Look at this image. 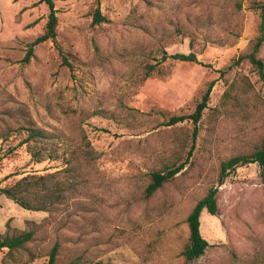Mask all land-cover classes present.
I'll return each mask as SVG.
<instances>
[{"label": "rangeland", "instance_id": "rangeland-1", "mask_svg": "<svg viewBox=\"0 0 264 264\" xmlns=\"http://www.w3.org/2000/svg\"><path fill=\"white\" fill-rule=\"evenodd\" d=\"M39 1L0 0V187L61 170L78 148L95 159L53 215L0 195V234L34 230L30 264H46L55 242L57 264H264V171L247 164L218 181L222 162L264 139V82L246 58L264 0H57L61 52L47 40L25 61L47 21ZM190 52L198 63L162 59ZM256 57L264 67V44ZM209 85L195 140L190 121L163 125L191 115ZM19 107L57 160H30ZM173 162L183 169L145 197L149 174ZM213 187L218 213L200 215L209 248L187 262L186 218Z\"/></svg>", "mask_w": 264, "mask_h": 264}, {"label": "trees", "instance_id": "trees-1", "mask_svg": "<svg viewBox=\"0 0 264 264\" xmlns=\"http://www.w3.org/2000/svg\"><path fill=\"white\" fill-rule=\"evenodd\" d=\"M55 1L57 0L39 1V3L45 4L48 9L47 21L43 34L29 44L25 61H28L32 56L33 48L36 45L47 40L55 43L56 48L61 52L56 44L58 18L56 15ZM256 8L259 10L260 16L258 36L255 38L251 52L246 58L250 64L256 68L259 78L264 82L263 63L256 57L260 47L264 44V2L256 4ZM103 21L104 18L101 16L97 7L93 13V22L98 24ZM162 59L198 63L196 55L192 52L188 54H173L170 56L163 53ZM62 60L63 62H66V59L63 56ZM154 71L155 66H148L146 75L150 76ZM210 90L211 85L208 86L201 101L197 104L191 115L170 116L165 122H163V125L170 127L181 124L185 121H190L193 125L192 139L195 140L198 131L197 124L199 123L204 110L207 108ZM17 112L23 116L25 121V124L21 128V130L24 131L25 136L20 143L21 145L26 146L30 160L36 164L46 160H57V154L54 155L53 152H48L44 147L38 145V143L47 139L49 136L34 126L25 109L19 107ZM153 113L163 115L154 110H151L147 115H152ZM128 116L131 119L132 115L128 114ZM136 126L140 127V125H135V127ZM67 153L68 159H65L64 167L61 170L46 174L24 175L21 178L13 180L3 187H0V195H3L24 210L41 211L48 213L49 216L53 215L57 212V207L69 200L79 186L82 187L85 182V176L87 175L84 168L95 159L93 150L89 147L78 148ZM80 160H82L83 163H81ZM247 164H256L261 171H264V139L260 146L252 153L233 156L221 163L218 178L219 185L222 184L223 180L232 170ZM182 169L183 164L177 165L176 162H173L164 166L161 170L152 171L149 174L150 181L145 189V197H150L165 183L170 182ZM216 195L217 188H211L204 197L196 202L186 218L188 238L181 255L187 262L197 260L209 248L208 242L200 233V215L204 211L210 216H215L218 213ZM34 235V230L17 231L8 227L3 234H0V252H4L0 264H30L35 258H37L35 250L32 251L30 249V244L34 241ZM58 254L59 245L55 242L47 254L48 259L46 264H57ZM94 264L103 263L96 262Z\"/></svg>", "mask_w": 264, "mask_h": 264}]
</instances>
